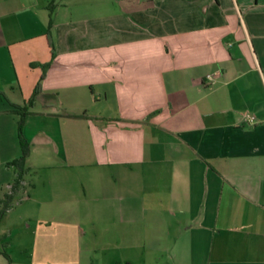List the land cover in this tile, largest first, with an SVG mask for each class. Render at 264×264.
<instances>
[{
    "label": "crops",
    "instance_id": "crops-1",
    "mask_svg": "<svg viewBox=\"0 0 264 264\" xmlns=\"http://www.w3.org/2000/svg\"><path fill=\"white\" fill-rule=\"evenodd\" d=\"M43 74L12 264H264V0H0V203Z\"/></svg>",
    "mask_w": 264,
    "mask_h": 264
},
{
    "label": "trees",
    "instance_id": "trees-1",
    "mask_svg": "<svg viewBox=\"0 0 264 264\" xmlns=\"http://www.w3.org/2000/svg\"><path fill=\"white\" fill-rule=\"evenodd\" d=\"M51 27H52V19L49 22L48 31L51 29ZM50 45H51V51H52L51 54H52V57H54L55 54L53 51V49H54L53 44L51 43ZM32 66H35V65L32 64ZM49 66H50V63L43 65V70H46ZM43 79H44V74L41 77V80L36 85L34 95L32 96V98H30L28 100V102H27V104H25V106H23V107L14 106V108H13V111L16 114H18V116H19L18 138H19V143H20V148H21V154H20V157L18 159L13 160V161L8 163V166H12L15 168L16 177H15V180H14L12 186H11L10 193L6 194L0 203V222L3 219V217L5 216V214L7 213V211L11 208V205H12L13 200H14V195L19 191L21 184H22V181H23V177L27 171L26 162H27V159L30 155L31 147H30V144L23 137L22 131H23L24 119L30 113L29 112L30 108H32L34 105V97L41 90V82ZM8 247H9L8 238L3 237L2 239H0V255L3 256V258L5 259V261H6L5 264H12L11 257L8 253Z\"/></svg>",
    "mask_w": 264,
    "mask_h": 264
},
{
    "label": "built area",
    "instance_id": "built-area-1",
    "mask_svg": "<svg viewBox=\"0 0 264 264\" xmlns=\"http://www.w3.org/2000/svg\"><path fill=\"white\" fill-rule=\"evenodd\" d=\"M207 80L211 81L213 80V77L212 76H207ZM243 121L244 123L250 125V126H253L256 124V120L253 116H250V115H245L244 118H243Z\"/></svg>",
    "mask_w": 264,
    "mask_h": 264
},
{
    "label": "rangeland",
    "instance_id": "rangeland-1",
    "mask_svg": "<svg viewBox=\"0 0 264 264\" xmlns=\"http://www.w3.org/2000/svg\"><path fill=\"white\" fill-rule=\"evenodd\" d=\"M20 259H22V260L19 264H28V262H26L25 254H23V256Z\"/></svg>",
    "mask_w": 264,
    "mask_h": 264
}]
</instances>
